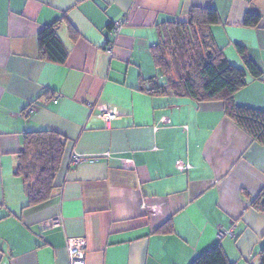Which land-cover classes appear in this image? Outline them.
Masks as SVG:
<instances>
[{
    "label": "crops",
    "instance_id": "1",
    "mask_svg": "<svg viewBox=\"0 0 264 264\" xmlns=\"http://www.w3.org/2000/svg\"><path fill=\"white\" fill-rule=\"evenodd\" d=\"M192 7L217 12L211 35L229 63L243 67L240 44L261 69L234 100L264 110V0H0V264H68L70 238L84 239V264H190L217 242L231 262L259 264L264 214L249 202L264 185V145L220 101L141 88L157 74L159 28ZM59 19L67 59L39 60L37 33ZM112 109L117 118L104 120ZM42 129L66 149L52 197L25 207L13 170L24 133ZM52 218L59 224L42 230ZM166 222L172 231H159ZM233 224L235 237H219Z\"/></svg>",
    "mask_w": 264,
    "mask_h": 264
},
{
    "label": "trees",
    "instance_id": "2",
    "mask_svg": "<svg viewBox=\"0 0 264 264\" xmlns=\"http://www.w3.org/2000/svg\"><path fill=\"white\" fill-rule=\"evenodd\" d=\"M59 19L37 33L38 58L56 64L67 59V49L57 34ZM259 17L246 15L244 24L256 26ZM219 23L212 8L192 7L183 22H166L158 30V42L150 47L157 74L141 84L152 95L173 94L195 102L220 101L227 119L243 130L253 142L264 145V110L235 103V92L247 83V75L258 79L261 69L250 59L243 45H236L243 67L228 62L211 35V26ZM69 37L77 31L68 24ZM163 82H160V79ZM146 83V85H145ZM67 140L60 133L42 129L28 131L22 137L13 174L19 177L26 194V206L47 202L56 188ZM250 206L264 214V185L250 200ZM172 231L170 222L158 229ZM264 264V245L258 252ZM190 264H235L226 256L219 242L207 248Z\"/></svg>",
    "mask_w": 264,
    "mask_h": 264
},
{
    "label": "built area",
    "instance_id": "3",
    "mask_svg": "<svg viewBox=\"0 0 264 264\" xmlns=\"http://www.w3.org/2000/svg\"><path fill=\"white\" fill-rule=\"evenodd\" d=\"M124 22L122 20H116L113 22L111 28H110V32L111 34L114 36V38H116L119 33L121 32V29L123 27ZM104 46L106 48V50L108 52H111L112 50V46H113V42H109V41H105ZM52 102L53 103H57L58 102V96H54L52 98ZM34 111V106L33 105H29L27 106L22 114L23 116H29L32 112ZM118 113L112 109V110H107L102 114V118H104V120H113L115 118H117ZM80 161V158L76 157V156H72L71 158V163H78ZM59 224V219L58 218H52L48 221H45L41 224V228L42 230H46L48 228L54 227L56 225ZM236 224H233L231 227L229 228H221L219 230V237L222 236H231V237H235V232H234V227ZM68 245V254H69V261L68 264H84V239L83 238H70L68 239L67 242Z\"/></svg>",
    "mask_w": 264,
    "mask_h": 264
}]
</instances>
